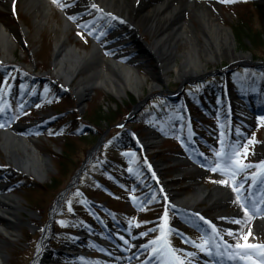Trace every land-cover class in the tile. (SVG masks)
<instances>
[{"label": "rangeland", "instance_id": "rangeland-1", "mask_svg": "<svg viewBox=\"0 0 264 264\" xmlns=\"http://www.w3.org/2000/svg\"><path fill=\"white\" fill-rule=\"evenodd\" d=\"M48 1L51 12L43 25L38 24L24 9L21 0L11 10L0 8V23L12 30V36L16 37L22 28L27 32L23 40L12 37V59L0 60V83L6 86L9 79L37 75L30 87L19 83L18 90L28 91L32 99L29 103L23 104L26 99L23 95L20 98L14 95L15 103L10 109L6 97L1 98L0 129L16 131V136L32 141L37 157L43 156L48 160L44 178L39 182L33 177L7 172V161L0 149V186L5 188L6 194L16 196L20 210L14 215L19 223L15 237L8 240L0 234V243L3 242L0 246L2 264H31L38 248L47 256L46 261L40 264H104L124 258L125 254L120 252L124 249L123 245L124 251L132 250L139 242L151 249L158 248L159 242L157 245L150 242L161 235L165 211L168 214L165 232L170 245L178 248L184 234L200 231L195 220L203 217V213L211 212L201 211L209 208L203 205L196 207L194 218L179 213L176 203L167 201L169 193L166 189L173 191L171 195L191 197L192 182L199 172L204 174L201 183L207 189L224 187V184L216 182L219 180L233 182L249 177L251 181H264V170L261 168L264 165V120L259 119L264 117V0H213L210 18L218 27L228 28L232 47H222L220 58L206 59L200 55L204 74L193 80H177L168 71L167 84L151 93H148L146 83L157 72V65L147 45H152L154 39L146 29L137 30L135 35L140 39V47L123 30V39L109 45L116 46L119 53H132L127 59L135 61L138 75L145 79L140 87L141 93L128 91L117 99L99 88H91L80 100L71 90L75 89L81 77L86 76L89 67L70 87H65L53 76L54 44L64 37L68 45L89 54L92 46L98 44V34L103 42L112 36L88 26L87 23L94 17L89 13L76 18L72 26L68 25L70 30H65L61 11L52 0ZM151 1L154 3L145 6ZM163 1L141 0L135 5L141 11H151L154 5ZM198 1L205 3L207 0ZM189 11L190 8L185 15L174 16L171 20L169 30L182 23L181 29L188 37L183 36L175 43L168 59L170 63H177V55L190 44L203 54L207 51L214 53L215 46L211 45V41L207 42L209 46L206 48L202 46L205 39L204 32L201 33L202 24L196 19L188 21L191 18ZM109 24L117 25L114 20ZM175 36L177 34L174 33ZM189 38L188 42L186 39ZM101 57L106 58L102 52ZM89 64L94 66L96 62ZM29 67L34 71H28ZM11 71L19 76L12 75ZM247 71L256 73L246 80ZM229 80L233 82L227 89ZM251 80L260 86L258 90H262L263 95L258 90L248 91ZM183 82L185 84L181 87ZM4 86L0 87V96L7 89ZM200 89L204 93L200 92L197 100L202 101L204 108H198V101L192 96ZM215 90H226L227 98L223 100ZM237 92L248 100V106L244 99L236 95ZM166 98L172 104L162 102ZM184 100L185 105L188 102L191 104L186 110ZM185 113L195 120H202L204 126L191 128ZM142 114H148L147 122L139 125L137 118ZM156 115L164 121L175 119L172 128L158 122ZM78 120H85L87 123L82 124L89 126L90 130L81 129L82 125L76 128L74 123ZM24 127L30 128L29 133L22 132ZM152 138L156 144L146 148ZM95 146L96 150L88 157L87 154ZM245 146L246 155L243 151ZM236 149H240V159L248 167L236 171L233 179L231 173L234 169L227 170L226 163H231L230 158H233ZM179 157L183 158L179 160ZM217 164L220 167L215 172L211 171ZM156 165H164V170L157 169ZM218 170L223 173L219 174ZM178 172L186 174L179 177ZM164 185H168L166 189ZM62 192L65 198L50 219L49 210L56 207L57 197ZM226 210L234 213L236 207L229 206ZM247 213L250 218L242 217L248 219L246 228L242 225L234 228L232 238L221 234L223 240H210L203 236L195 241V245L210 240V248L214 247L222 254L220 249L226 248L225 244H231L233 247L229 248L228 254L233 257L219 261L220 264H252L255 258L260 259L258 250L235 247L237 243H244L239 239L244 235L248 236V243L264 245V232L249 229L253 216L251 211ZM98 217L108 224V233L100 229ZM188 219L197 227L187 224ZM96 229L99 233L94 232ZM81 236L94 242L81 240ZM67 246H70V251L64 249ZM194 250L198 255L201 252L213 254L212 249L209 253L194 246ZM139 253L141 251L136 256L142 255ZM245 253L252 260L242 259ZM194 263L195 257L190 258L187 264Z\"/></svg>", "mask_w": 264, "mask_h": 264}, {"label": "bare ground", "instance_id": "bare-ground-1", "mask_svg": "<svg viewBox=\"0 0 264 264\" xmlns=\"http://www.w3.org/2000/svg\"><path fill=\"white\" fill-rule=\"evenodd\" d=\"M18 0H0V8L2 10H11L14 4ZM53 1V0H52ZM141 0H71V2H64L57 0L55 4L60 14L64 19L65 30L69 26L74 24V20L80 17L82 10H87V12H93L98 14L99 19L96 20L94 25H97L103 20H114L118 21V24L111 27L108 31L111 34V41H121L123 39L124 31L130 35V39L134 40V44L137 45L139 42V37H137V30L146 29L148 33L153 37V44L147 45L150 49L148 50L153 54V60H155L157 65V72L151 76V78L146 83L148 93L161 88L168 82L167 73L171 71L175 79L177 80H193L197 76H202L204 74V69L201 67L200 55L206 59L220 58L222 56L221 49H229L232 47V40L229 36L228 28L218 27L213 19L210 18V10L213 8V0H207L205 3L199 2L198 0H164L161 4L154 5L151 11H141L136 2ZM24 9L33 16L38 24L43 25L46 22L48 15L51 12V8L48 0H21ZM72 3V4H71ZM151 3H145V6H149ZM95 5L96 7H93ZM212 6V7H211ZM185 7H188L185 9ZM190 8L189 13L191 14V20H198L202 24L201 33L204 32L205 38L202 46L206 48L209 46L207 43L211 41V45L214 47V53L207 51L206 54L200 52L194 48L191 44L190 46L178 54V62H168L169 56H171V49L175 46L177 41L186 35L182 31L181 27L183 24L178 23V27H173L169 30L171 25V20L174 16L185 15V11ZM99 9V11L97 10ZM95 11V12H94ZM39 18V19H38ZM174 20V19H173ZM37 24V22H36ZM118 27V28H117ZM180 27V29H179ZM175 29V30H174ZM68 31L70 29H67ZM124 30V31H123ZM134 32V34H132ZM136 33V35H135ZM177 36L173 37V34ZM12 34V30L7 29L3 24L0 23V60H11L12 59V47L13 38L23 40V37L27 35L25 29H21V32L16 33V37ZM138 38V39H137ZM28 40L27 38H24ZM188 42L189 39H186ZM110 41V42H111ZM22 42V41H21ZM93 45L92 50L89 54L86 52H80L75 46H70L67 44L66 38L62 37L57 40L53 48L52 57V68L53 76L62 81V84L66 87H70L71 83L80 76L88 67L89 74L86 73L85 77H81L75 89L71 91L74 93L78 100H80L85 92L91 88H99L103 90L107 95L119 99L121 96H125L126 92H134L136 94L141 93L140 87L142 82L145 80L143 76H139L137 73V68L135 64L129 59V54H123L117 52L116 46L112 44L109 46L110 42L101 43ZM101 52L106 56V58L101 57ZM228 52V51H226ZM129 61H127V60ZM238 60V59H237ZM91 61H95L96 65L89 66ZM236 61V59H235ZM33 68L29 67L28 71ZM16 131L10 129H0V149L5 156L7 161L8 169L7 172L12 174L20 173L24 176H29L35 178L37 181H42L47 167V159L45 157H37L35 153V146L33 142L26 139L25 137H18L15 134ZM264 138V133H263ZM146 148H151L156 144L154 138L150 139V143H147ZM183 157H179L181 160ZM164 165H156L157 169H162ZM219 172V170H218ZM186 172H178L177 176L184 177ZM192 182L193 195L191 197H178L173 193L172 190H167L169 193V202H175L179 205L181 212L187 213L188 210L196 211V207L208 205L209 208L204 210L208 213H218L222 209L228 208L229 206H235L236 200L234 198H228L224 195V192L218 188L214 187L212 189H207L201 183L204 178L203 172H199ZM179 179V178H178ZM179 181V180H178ZM263 188L260 184H250L249 191L256 189L257 187ZM16 196L13 194H6L5 188L0 186V234L4 238L10 240L15 237L16 226L19 224L17 219L14 218L15 212L20 211L17 208ZM185 210V211H184ZM202 211V210H201ZM54 212V211H53ZM186 216L193 217V213L189 212ZM235 214V215H234ZM233 218H229L223 225L233 234L234 228H239L240 225L246 228L245 222L248 219L242 217H247V215L237 208L234 212ZM210 215V214H207ZM14 220L17 222L15 223ZM234 220H239L241 223H234ZM182 223H185L182 221ZM187 224H192V220H187ZM221 223V222H220ZM222 224V223H221ZM235 224H237L235 226ZM249 229L251 231L260 233L264 232V216L253 218L252 222L249 223ZM238 230V229H237ZM133 240V239H132ZM138 239H136L137 241ZM3 243V242H2ZM0 243V246H2ZM70 251V246L64 248ZM166 254V252H164ZM202 253V252H201ZM197 256L196 263L201 264V254ZM203 256V255H202ZM47 256L45 253L41 252L38 248L36 253V261L45 262ZM51 262L50 260L48 261ZM0 264H2V254L0 252ZM106 264H119L117 262H108Z\"/></svg>", "mask_w": 264, "mask_h": 264}, {"label": "snow or ice", "instance_id": "snow-or-ice-1", "mask_svg": "<svg viewBox=\"0 0 264 264\" xmlns=\"http://www.w3.org/2000/svg\"><path fill=\"white\" fill-rule=\"evenodd\" d=\"M53 2L55 3L56 0H53ZM93 7H96L95 5H93ZM99 11V9H97ZM261 120H264V117H261L259 118ZM251 142V141H250ZM245 155H246V152H247V148L246 146L244 147L243 149ZM217 155H220L219 153H217ZM231 159V163L230 164H227L226 163V169L227 170H232V178L234 179L235 178V175H236V171L238 170H241L243 168H247L248 165H245L242 163L241 159H240V149H236L234 150V153H233V158H230ZM220 165L217 164L216 168H212L211 171L215 172L217 168H219ZM261 168H264V165H261ZM218 183H221V184H225L226 181L225 180H219V181H216ZM233 191H238L237 188L233 187ZM241 207L243 208L245 214H247L248 212V209L246 207H244L243 205H241ZM163 226L161 227L160 231H161V235L160 237L157 239V240H153L151 241L150 243L152 245H157L158 242L159 243H162L165 247H167L169 249V251L171 252L172 256L174 257L175 259V264H186V261L185 260H182L178 255H176V252H175V249H172L171 248V245L170 243L168 242V240L166 239V236H167V233L165 232V229L168 228V214H167V211H165V214L163 216ZM201 220H203L204 218L201 217L200 218ZM234 223H241V221L239 220H234L233 221ZM209 224L211 223L210 221L208 222ZM213 227V230L214 231H217V238L219 240H223V237L222 236H219V233H218V230L215 229V226L212 225ZM168 231L170 232L171 229H168ZM228 235H234L233 233H228ZM250 235V233H249ZM239 239H242L244 240V243L241 244V243H237L235 245V247L237 249H257L258 250V253L260 255V261H259V264H264V245H257V244H250L248 243V236L247 235H244V236H241L239 237ZM198 248H200L202 251H207V252H211V248H210V240H205L203 244H199V245H194ZM225 247L227 248H231L233 247L231 244H225ZM153 253H156L158 251V249L156 247H153L152 249ZM242 259H248V260H252L251 256L248 255L247 253L243 254L241 256ZM252 264H257L256 261L252 260Z\"/></svg>", "mask_w": 264, "mask_h": 264}, {"label": "trees", "instance_id": "trees-1", "mask_svg": "<svg viewBox=\"0 0 264 264\" xmlns=\"http://www.w3.org/2000/svg\"><path fill=\"white\" fill-rule=\"evenodd\" d=\"M77 123V122H76ZM76 123H74V124H76Z\"/></svg>", "mask_w": 264, "mask_h": 264}, {"label": "water", "instance_id": "water-1", "mask_svg": "<svg viewBox=\"0 0 264 264\" xmlns=\"http://www.w3.org/2000/svg\"><path fill=\"white\" fill-rule=\"evenodd\" d=\"M86 131H88V130H86Z\"/></svg>", "mask_w": 264, "mask_h": 264}]
</instances>
